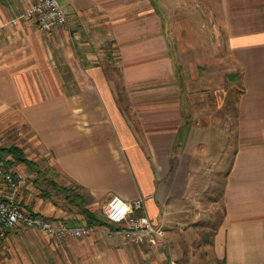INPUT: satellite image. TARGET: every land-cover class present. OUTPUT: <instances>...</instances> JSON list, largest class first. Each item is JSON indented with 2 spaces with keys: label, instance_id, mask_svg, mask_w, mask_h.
Here are the masks:
<instances>
[{
  "label": "crops",
  "instance_id": "crops-1",
  "mask_svg": "<svg viewBox=\"0 0 264 264\" xmlns=\"http://www.w3.org/2000/svg\"><path fill=\"white\" fill-rule=\"evenodd\" d=\"M37 1L0 0V149L20 147L52 167L107 225L86 238L11 230L0 264H201L207 242L221 264H264V0H221L240 90L220 201L192 186L208 166L194 131L210 129L217 106L211 76L183 45L192 30L172 24L160 0H59L69 24L50 32L14 21ZM0 159L26 177L29 211L89 224L65 196L46 191L45 175L7 153ZM112 196L145 199L136 214L165 231L157 246L109 222ZM211 204L222 205L221 218L198 212Z\"/></svg>",
  "mask_w": 264,
  "mask_h": 264
},
{
  "label": "rangeland",
  "instance_id": "rangeland-1",
  "mask_svg": "<svg viewBox=\"0 0 264 264\" xmlns=\"http://www.w3.org/2000/svg\"><path fill=\"white\" fill-rule=\"evenodd\" d=\"M160 3L169 8L172 24L178 21L192 30L190 39L188 38V30L181 35L184 38L183 45H186L185 48H191L189 59L199 64L197 67L212 78L213 105H217L213 112V124L209 130L202 131L197 128L194 131V141H199L205 145L204 155L208 161V166L205 169L207 174L196 176L192 182L193 187L198 182L206 187L205 194L208 197L206 200L212 201L219 197L225 184L227 171L233 160L236 147V136L233 128L237 96L240 90L239 67L231 61L232 56L225 36L223 2L221 0H160ZM196 42L199 45L197 49ZM193 67H196V64H193ZM39 163L41 164L39 167L43 172H46L44 175L49 180V182L43 181L46 183V191L55 190L63 198V192L59 188H53L50 180L55 177L59 186L66 184L65 180L52 167L46 166L42 160ZM220 199L219 197L218 200L220 201ZM208 204L209 202L205 203L204 208ZM204 211L198 209L202 215H207L210 212V216L216 220L222 217L223 207L219 204H211L207 211ZM198 212L196 215H199ZM211 245L210 242L206 243V247H204L206 259L201 257V264H221L215 261L211 252ZM200 251L202 253L203 249Z\"/></svg>",
  "mask_w": 264,
  "mask_h": 264
},
{
  "label": "built area",
  "instance_id": "built-area-1",
  "mask_svg": "<svg viewBox=\"0 0 264 264\" xmlns=\"http://www.w3.org/2000/svg\"><path fill=\"white\" fill-rule=\"evenodd\" d=\"M34 20L44 32L67 27L69 18L59 0H38L20 13L14 21ZM27 179L24 175L9 169L0 160V240L14 229H36L55 238H86L101 230L100 226L83 224L69 225L29 211L24 205ZM145 199L130 203L119 196H112L106 206L105 215L110 223L122 228L123 235L135 243L146 240L157 246L165 237V231L156 227L147 215H137L144 211Z\"/></svg>",
  "mask_w": 264,
  "mask_h": 264
},
{
  "label": "trees",
  "instance_id": "trees-1",
  "mask_svg": "<svg viewBox=\"0 0 264 264\" xmlns=\"http://www.w3.org/2000/svg\"><path fill=\"white\" fill-rule=\"evenodd\" d=\"M2 153H7V154L13 156L15 163H23V164L27 165L29 168L36 169L41 176L44 175V173H46V172L42 171V169L37 165L36 162L28 159L26 157L25 152L20 147L12 146L10 148L0 149V155ZM58 175H60V174H58ZM50 182L52 183L53 188H59L63 192L66 201L70 205L77 208V210H79L88 219L89 225H95V226H106L107 225L106 222L98 220L96 218L95 214L92 213L88 209L87 201L78 189L59 186L57 184L58 182L55 180V177L51 178ZM47 195H49V194L48 193L45 194V196H47Z\"/></svg>",
  "mask_w": 264,
  "mask_h": 264
}]
</instances>
